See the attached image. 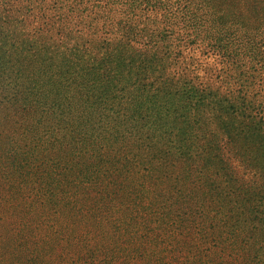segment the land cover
I'll return each instance as SVG.
<instances>
[{
	"label": "rangeland",
	"instance_id": "374dc122",
	"mask_svg": "<svg viewBox=\"0 0 264 264\" xmlns=\"http://www.w3.org/2000/svg\"><path fill=\"white\" fill-rule=\"evenodd\" d=\"M91 253L264 264V0H0V264Z\"/></svg>",
	"mask_w": 264,
	"mask_h": 264
},
{
	"label": "trees",
	"instance_id": "16d2710c",
	"mask_svg": "<svg viewBox=\"0 0 264 264\" xmlns=\"http://www.w3.org/2000/svg\"><path fill=\"white\" fill-rule=\"evenodd\" d=\"M95 255H96L95 253H91V255H90L93 258V261L91 262V264H97V260H96V256ZM39 257H41V254H39ZM39 260H40V258H39ZM39 260L35 257L33 259L34 264H40ZM60 264H62V263H60ZM98 264H110V263L109 262L103 263V262L99 261Z\"/></svg>",
	"mask_w": 264,
	"mask_h": 264
}]
</instances>
